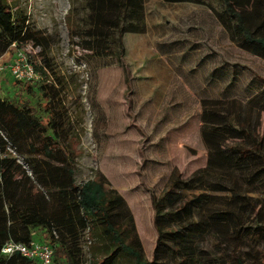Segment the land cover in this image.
<instances>
[{"label":"trees","instance_id":"obj_1","mask_svg":"<svg viewBox=\"0 0 264 264\" xmlns=\"http://www.w3.org/2000/svg\"><path fill=\"white\" fill-rule=\"evenodd\" d=\"M224 2L237 20L239 45L264 57V0ZM76 3L73 27L68 15L75 46L92 56H115L123 64V34L142 29L126 21L139 16V0ZM12 43L38 46L30 60L39 81L35 88L27 87V92L37 94L34 103L0 96V264H37L17 250L9 255L1 252L8 241L29 243L34 228H42L53 245L52 264H86V260L119 264L122 254L129 258L128 264H264V249L259 248L264 240L260 204L264 199L240 193L259 189L242 188L244 184L264 185V134L251 130V110L245 109L260 98L264 107V86L245 101L201 100L205 164L188 175L173 168L166 189L150 194L156 238L146 259L123 196L97 170L84 181L75 179V146L84 120L74 74L54 61L47 37L30 24L27 15L8 0H0V55ZM122 67L127 74L126 66ZM9 148L23 156L21 161ZM246 222L248 232L241 233ZM210 234L215 245L224 238L238 241L243 234L253 243L243 252L228 256L227 251L224 258L217 252L216 257L204 247ZM86 240L90 243L87 258L83 256Z\"/></svg>","mask_w":264,"mask_h":264},{"label":"rangeland","instance_id":"obj_2","mask_svg":"<svg viewBox=\"0 0 264 264\" xmlns=\"http://www.w3.org/2000/svg\"><path fill=\"white\" fill-rule=\"evenodd\" d=\"M8 2L14 9L22 10L30 24L45 34L50 45L49 54L59 67L74 74L77 80L75 94H80L84 122L83 132L75 146L76 181L90 178L92 170L105 175L107 185L115 188L129 205L144 256L149 259L156 238L151 219L150 194H160L166 189L173 168L177 167L184 175H188L194 168L205 164L206 160V149L201 146H187L184 153H180L181 143L173 147L174 139L169 138L170 132L166 131L198 107L196 90L190 95L181 83L186 80L184 74L196 73L197 78L204 74L207 78V82L204 81V96L209 97L221 96L224 83L233 82L226 96L245 101L264 86V57L236 47L228 37L215 34L214 29L204 26L207 30V34H204V50L212 53L210 58L204 59L201 67L196 59H155L153 44L144 41L146 37L142 35L125 38L126 53L122 64L115 56H92L75 46L68 15L71 14L73 27L76 0ZM210 33L213 34L211 36H218L210 39ZM17 50L33 57L39 48L12 43L0 55V65L3 67L0 70V96L15 101L29 99L34 103L37 94L27 92V87L35 88L39 78L18 81L9 72L8 65ZM124 65L127 74L122 67ZM170 68L174 71L171 80L165 72ZM248 84L251 85L250 89H247ZM261 101L262 98L257 99L256 103L245 108L246 111L251 110L249 112L254 125L251 130L257 134H264V107ZM228 118L232 120L234 116ZM12 156L20 161L23 158L16 152ZM247 187L259 189H244L247 191L240 193L264 199V185L244 184L242 188ZM212 194L230 195L231 192ZM260 204L264 206V202ZM251 217L254 218V215ZM247 226L249 223L246 222L240 232H248ZM36 231L39 229L32 231L33 240L37 238ZM240 238L238 241L224 238L225 242L215 245L216 239L210 234L204 240V247L216 257L219 252L224 258L227 251V255L231 256V253L245 251L253 243L244 234ZM89 244L87 240L83 243V256L86 258ZM259 248L264 249V240ZM128 263L129 258L120 255L119 264Z\"/></svg>","mask_w":264,"mask_h":264},{"label":"crops","instance_id":"obj_3","mask_svg":"<svg viewBox=\"0 0 264 264\" xmlns=\"http://www.w3.org/2000/svg\"><path fill=\"white\" fill-rule=\"evenodd\" d=\"M139 4L141 5L137 9V14L140 12L139 16L133 15L126 21L130 24H136L142 29L127 31L123 34L122 41L125 53V38L129 35H142L146 37L144 41L153 44V52L156 54L155 59H196L199 60L197 63L201 67L204 59L210 58L212 53L204 50V34H207L204 26L214 29L213 33L215 32V34L228 37L236 47L248 51L238 43V33L235 28L237 20L226 10L224 0H139ZM211 35L213 34L210 33V39L218 36ZM165 72H167L166 75L169 80L174 78L172 69ZM184 76L186 80L181 83L190 95L193 94V90H196L198 107L194 111L195 114L194 112L189 113L180 123L171 125L166 129L170 132L168 137L174 139L173 147L176 148L177 143H181L179 147L182 151L180 153H184L187 146L205 148L200 132L202 99L236 98L222 93L230 82L224 83L225 88L221 91L223 96L209 97L204 96V81L207 82L204 74L198 76L200 79L197 78L196 73L190 75L187 73ZM127 206L129 207V205ZM38 229L35 240L47 241L46 232L42 228Z\"/></svg>","mask_w":264,"mask_h":264},{"label":"built area","instance_id":"obj_4","mask_svg":"<svg viewBox=\"0 0 264 264\" xmlns=\"http://www.w3.org/2000/svg\"><path fill=\"white\" fill-rule=\"evenodd\" d=\"M2 68L3 67L0 65V70ZM8 68L14 79L18 81H32L39 77L34 70L30 55L22 50H17ZM12 153H14V151H12ZM15 250L19 251L24 257L35 261L37 264H52L54 247L48 241L31 240L27 244L8 241L3 245L1 252L9 255Z\"/></svg>","mask_w":264,"mask_h":264}]
</instances>
